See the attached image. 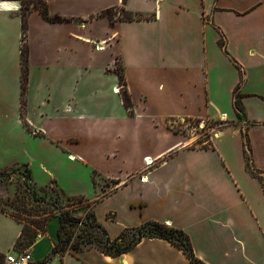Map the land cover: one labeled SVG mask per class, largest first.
I'll return each instance as SVG.
<instances>
[{
	"label": "crops",
	"instance_id": "obj_1",
	"mask_svg": "<svg viewBox=\"0 0 264 264\" xmlns=\"http://www.w3.org/2000/svg\"><path fill=\"white\" fill-rule=\"evenodd\" d=\"M28 1L70 21L28 11L22 107L19 14ZM117 9L144 19L110 25L99 16ZM115 88L127 90L129 110ZM223 117L207 147L175 129ZM244 132L261 182L247 168ZM15 165L37 186L83 195L110 239L155 221L182 230L205 264H264V0H0V170ZM93 174L108 190L98 192ZM58 227L52 218L25 249L31 264L51 254ZM21 231L0 212L3 257L21 252ZM44 264L190 263L168 241L145 238L118 257L91 248Z\"/></svg>",
	"mask_w": 264,
	"mask_h": 264
},
{
	"label": "trees",
	"instance_id": "obj_2",
	"mask_svg": "<svg viewBox=\"0 0 264 264\" xmlns=\"http://www.w3.org/2000/svg\"><path fill=\"white\" fill-rule=\"evenodd\" d=\"M39 10L40 14L50 23H64L69 22V19L60 16H51L48 12L47 6L44 2L28 1L22 2L20 10V19L22 24L21 35V102L24 106V96L27 88V74H28V47L25 41L26 36V16L31 9ZM114 10H107L101 13L100 17H105L109 20L110 25H113V20L109 18V14ZM124 14L122 18H117L120 21H139L143 20L141 16L132 15L120 9ZM220 48L225 51L224 38L220 40ZM117 74L119 83L125 86V81L122 75V69L117 67ZM238 87L235 89V96L233 108L237 119L244 118V111L241 104V98L236 94ZM124 106L127 110L131 108L130 98L127 90H120ZM243 144L246 165L249 172L257 177L261 182V174L255 171L251 166L250 149L246 133H243ZM12 167H19L23 170L24 190L18 191L13 198L8 197L3 206L0 205V212L14 218L22 224V231L17 239L14 249L17 251H24L29 248L38 235L46 232L48 222L56 217L59 221L57 231V241L52 249L50 255L45 257L40 264L48 262L51 257L58 255L62 257L66 252L77 253L86 249H96L105 256L118 257L128 252L133 246L145 238H157L168 241L174 247L178 248L188 259L190 264H205L195 257L190 240L188 236L180 229L173 226H167L164 223L150 221L138 228L127 229L122 231L115 239H110L105 228L99 224L95 218L92 210V204L85 200L83 196H69L66 195L56 184L52 183L47 186H37L32 182L30 170L26 165H15ZM12 167L0 170V179L8 177V173ZM97 175L93 174V184L96 185L95 178ZM65 203H62V201ZM78 204H84L86 213L82 217L73 215V211L78 208H71ZM56 210L58 212L56 213ZM131 233L132 238H127V234ZM3 255L0 254V264H3Z\"/></svg>",
	"mask_w": 264,
	"mask_h": 264
},
{
	"label": "rangeland",
	"instance_id": "obj_3",
	"mask_svg": "<svg viewBox=\"0 0 264 264\" xmlns=\"http://www.w3.org/2000/svg\"><path fill=\"white\" fill-rule=\"evenodd\" d=\"M124 14L119 10H114L109 14V18L112 20L116 18H122ZM204 124H201L200 121H183L176 126L177 131H181L190 139V146L196 148H202L210 146L212 139L215 137L217 131L222 127L228 125V122H218V121H203ZM23 170L19 167H12L11 171L8 173V177H3L0 179V205L3 206L4 202L8 197L13 198L14 194L19 190H24V179H23ZM96 188L98 192L104 189V192L108 190L109 182L106 179L100 177L95 178ZM264 185V181L262 182ZM83 196V195H82ZM62 203H65L63 200ZM66 204V203H65ZM84 204H78L71 208H80ZM58 210H56V213ZM127 238H132L131 233L127 234ZM4 264V263H3Z\"/></svg>",
	"mask_w": 264,
	"mask_h": 264
},
{
	"label": "built area",
	"instance_id": "obj_4",
	"mask_svg": "<svg viewBox=\"0 0 264 264\" xmlns=\"http://www.w3.org/2000/svg\"><path fill=\"white\" fill-rule=\"evenodd\" d=\"M115 93H119L120 89L115 88L113 89ZM226 121V119L223 117L222 122ZM201 124H204L203 121H200ZM144 167L147 169L149 167H152L155 163V160H151L149 158H145L143 160ZM264 177V176H263ZM140 181L144 182L145 177H140ZM263 192H264V185H262ZM32 262V257L30 253L25 250L21 252H14V253H9L4 257L3 263L4 264H31Z\"/></svg>",
	"mask_w": 264,
	"mask_h": 264
}]
</instances>
